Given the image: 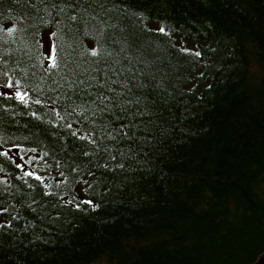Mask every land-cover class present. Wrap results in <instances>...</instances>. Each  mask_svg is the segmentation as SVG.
Masks as SVG:
<instances>
[{
	"label": "trees",
	"instance_id": "trees-1",
	"mask_svg": "<svg viewBox=\"0 0 264 264\" xmlns=\"http://www.w3.org/2000/svg\"><path fill=\"white\" fill-rule=\"evenodd\" d=\"M263 252L264 0H0V264Z\"/></svg>",
	"mask_w": 264,
	"mask_h": 264
},
{
	"label": "snow or ice",
	"instance_id": "snow-or-ice-1",
	"mask_svg": "<svg viewBox=\"0 0 264 264\" xmlns=\"http://www.w3.org/2000/svg\"><path fill=\"white\" fill-rule=\"evenodd\" d=\"M9 31H12V29H9ZM159 31L161 32V33H163L164 32V29H159ZM53 51H55V49H53ZM92 55H96V52L95 51H93L92 52ZM195 55L196 56H199L200 54L199 53H195ZM51 66L53 67V68H55L56 66H57V64H56V62H55V57H53V60H52V63H51ZM9 87H11V85H8ZM17 97L21 100V101H23L24 100V97L22 96V95H20V93L19 92H17ZM73 135H75V133H73ZM29 175H31V174H29ZM36 179H39V177H36ZM87 203H91L90 201H88Z\"/></svg>",
	"mask_w": 264,
	"mask_h": 264
},
{
	"label": "water",
	"instance_id": "water-1",
	"mask_svg": "<svg viewBox=\"0 0 264 264\" xmlns=\"http://www.w3.org/2000/svg\"><path fill=\"white\" fill-rule=\"evenodd\" d=\"M252 264H264V252L261 255H259L256 261Z\"/></svg>",
	"mask_w": 264,
	"mask_h": 264
}]
</instances>
